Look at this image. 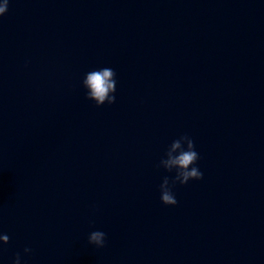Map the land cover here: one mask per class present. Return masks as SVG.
Returning a JSON list of instances; mask_svg holds the SVG:
<instances>
[{
  "label": "clouds",
  "instance_id": "1",
  "mask_svg": "<svg viewBox=\"0 0 264 264\" xmlns=\"http://www.w3.org/2000/svg\"><path fill=\"white\" fill-rule=\"evenodd\" d=\"M9 0L0 3V17L8 11ZM86 89V98L94 101L97 107L106 103L112 105L116 102L114 93L116 92V73L109 67H104L86 73L83 81ZM199 154L195 150L193 139L185 134L172 141L166 151V158L161 159L160 165L168 172H175L174 178L164 177L160 184V199L166 206H175L178 201L172 191V186L176 183L187 184L191 180L203 179V173L196 166ZM10 237L7 234H0V244H8ZM106 234L103 231H92L88 236V243L96 248L105 246ZM31 248H25L24 253H31ZM13 264H21V257L18 253Z\"/></svg>",
  "mask_w": 264,
  "mask_h": 264
}]
</instances>
